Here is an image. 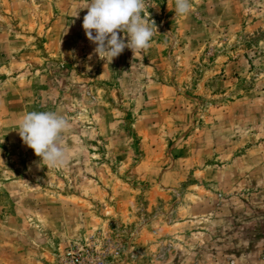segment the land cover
Returning a JSON list of instances; mask_svg holds the SVG:
<instances>
[{
	"label": "rangeland",
	"instance_id": "obj_1",
	"mask_svg": "<svg viewBox=\"0 0 264 264\" xmlns=\"http://www.w3.org/2000/svg\"><path fill=\"white\" fill-rule=\"evenodd\" d=\"M88 3L0 0V264L74 246L105 264H264V0L183 16L144 0L150 46L112 61L85 35ZM33 111L68 121L63 167L21 140Z\"/></svg>",
	"mask_w": 264,
	"mask_h": 264
},
{
	"label": "clouds",
	"instance_id": "obj_2",
	"mask_svg": "<svg viewBox=\"0 0 264 264\" xmlns=\"http://www.w3.org/2000/svg\"><path fill=\"white\" fill-rule=\"evenodd\" d=\"M191 7L190 0H175V16L187 15ZM86 9L82 27L87 39L96 46L94 54L103 60L112 61L125 48L133 54L147 49L153 29L157 31L155 22L142 15L144 0H89ZM119 33H124V37ZM17 126L21 140L40 158L41 165L61 168L66 164L62 134L69 124L63 116L33 111L22 115Z\"/></svg>",
	"mask_w": 264,
	"mask_h": 264
},
{
	"label": "built area",
	"instance_id": "obj_3",
	"mask_svg": "<svg viewBox=\"0 0 264 264\" xmlns=\"http://www.w3.org/2000/svg\"><path fill=\"white\" fill-rule=\"evenodd\" d=\"M56 264H105L103 253H98L91 246H74L64 249Z\"/></svg>",
	"mask_w": 264,
	"mask_h": 264
}]
</instances>
